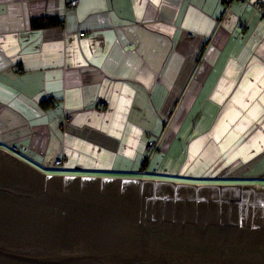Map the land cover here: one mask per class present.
Wrapping results in <instances>:
<instances>
[{
	"label": "crops",
	"instance_id": "obj_1",
	"mask_svg": "<svg viewBox=\"0 0 264 264\" xmlns=\"http://www.w3.org/2000/svg\"><path fill=\"white\" fill-rule=\"evenodd\" d=\"M76 1L0 0V148L264 189V0Z\"/></svg>",
	"mask_w": 264,
	"mask_h": 264
},
{
	"label": "water",
	"instance_id": "obj_2",
	"mask_svg": "<svg viewBox=\"0 0 264 264\" xmlns=\"http://www.w3.org/2000/svg\"><path fill=\"white\" fill-rule=\"evenodd\" d=\"M247 190L47 174L0 148V264H264Z\"/></svg>",
	"mask_w": 264,
	"mask_h": 264
},
{
	"label": "rangeland",
	"instance_id": "obj_3",
	"mask_svg": "<svg viewBox=\"0 0 264 264\" xmlns=\"http://www.w3.org/2000/svg\"><path fill=\"white\" fill-rule=\"evenodd\" d=\"M142 166H145V165H142ZM152 168V167H150ZM138 169V168H137ZM139 170V169H138ZM138 170L135 172V173H132L133 175L137 176L138 178L139 177H143V176H148L149 173H144V174H141L138 172ZM45 172H47V174H61L57 171H52V170H45ZM95 174V173H93ZM152 176V175H150ZM155 176V175H154ZM89 177H95V176H89ZM157 177V176H156ZM113 178H117V179H124L126 177H113ZM129 178V177H127ZM131 178V177H130ZM165 178H170V177H165ZM172 180H178L179 182H183V181H187L186 183L188 182H202V183H199V184H203V182H207V183H214V184H218V185H221V184H224V183H233L234 185H248V184H242L241 182L242 181H239V180H223V179H193V178H170ZM205 184V183H204ZM258 184L260 186H264V182L263 181H258ZM224 185H228V184H224ZM232 185V184H231ZM253 187H257V186H254L252 185ZM258 188V187H257Z\"/></svg>",
	"mask_w": 264,
	"mask_h": 264
},
{
	"label": "flooded vegetation",
	"instance_id": "obj_4",
	"mask_svg": "<svg viewBox=\"0 0 264 264\" xmlns=\"http://www.w3.org/2000/svg\"><path fill=\"white\" fill-rule=\"evenodd\" d=\"M236 199H240V201H250L253 203L255 206H260L264 205V192L263 191H255V192H250V191H237L233 194ZM243 196V198H241ZM239 202L235 200L234 204H238Z\"/></svg>",
	"mask_w": 264,
	"mask_h": 264
},
{
	"label": "built area",
	"instance_id": "obj_5",
	"mask_svg": "<svg viewBox=\"0 0 264 264\" xmlns=\"http://www.w3.org/2000/svg\"><path fill=\"white\" fill-rule=\"evenodd\" d=\"M65 1H66V5H67V8L68 9L74 8L76 6V4H77V1L76 0H65ZM236 1L242 2L243 0H236ZM256 3L259 4V2H257V1H256ZM153 145H154L153 142H149L147 144V149L148 150H152L153 149ZM53 166L54 167H62L63 166V162L61 160H55L53 162Z\"/></svg>",
	"mask_w": 264,
	"mask_h": 264
},
{
	"label": "trees",
	"instance_id": "obj_6",
	"mask_svg": "<svg viewBox=\"0 0 264 264\" xmlns=\"http://www.w3.org/2000/svg\"><path fill=\"white\" fill-rule=\"evenodd\" d=\"M47 24L51 26V25H55L56 23L53 21H49Z\"/></svg>",
	"mask_w": 264,
	"mask_h": 264
}]
</instances>
